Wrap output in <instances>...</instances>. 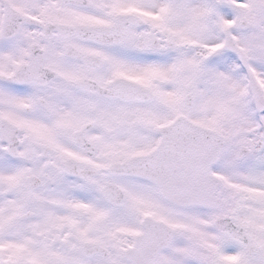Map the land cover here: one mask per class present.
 I'll return each mask as SVG.
<instances>
[{"label":"snow or ice","instance_id":"snow-or-ice-1","mask_svg":"<svg viewBox=\"0 0 264 264\" xmlns=\"http://www.w3.org/2000/svg\"><path fill=\"white\" fill-rule=\"evenodd\" d=\"M0 264H264V0H0Z\"/></svg>","mask_w":264,"mask_h":264}]
</instances>
